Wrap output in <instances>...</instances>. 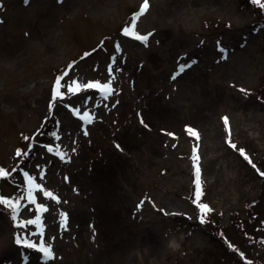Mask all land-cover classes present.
<instances>
[{
	"label": "rangeland",
	"instance_id": "374dc122",
	"mask_svg": "<svg viewBox=\"0 0 264 264\" xmlns=\"http://www.w3.org/2000/svg\"><path fill=\"white\" fill-rule=\"evenodd\" d=\"M143 2L0 0V196L26 197L32 177L48 208L40 235L18 226L37 214L27 197L17 221L0 206V264H206L210 229L244 260L235 264H264V8L148 0L135 21L137 33H151L144 44L123 32ZM194 155L212 211L189 231L173 214L195 219ZM17 236L51 245L55 258Z\"/></svg>",
	"mask_w": 264,
	"mask_h": 264
},
{
	"label": "snow or ice",
	"instance_id": "6c2138e0",
	"mask_svg": "<svg viewBox=\"0 0 264 264\" xmlns=\"http://www.w3.org/2000/svg\"><path fill=\"white\" fill-rule=\"evenodd\" d=\"M25 2H27V0H25ZM252 2L254 4L259 5L261 8H264V2H262V0H252ZM149 8V4H148V0H144L143 4L141 5L139 12H137L134 17H133V22L131 24V30L129 27H125L123 29V32L125 35H133V37L136 40H139L141 42H143L144 44H147L148 41V37L151 35V33H148L147 35H141L139 33H137L135 31L136 28V24L135 21L142 16ZM223 51V49H222ZM186 67H190V65H181L180 66V71L182 72ZM66 75V74H65ZM177 75H179V73H177ZM61 79L62 77H57L55 84L53 86V96L54 98L56 97H60L62 95V93L60 92V88L63 86L61 85ZM173 79H175V77H173ZM70 87V86H69ZM96 87V85L92 84V83H88L84 85V88H93ZM240 91L242 93H246L245 89H240ZM111 93V86L110 83L108 84H104L103 85V95L105 98H107V96ZM82 119H87L88 122H91V116L88 112H84L83 116L81 117ZM224 121V125L227 128L229 125V119L228 117H223L222 118ZM141 123H143V121H141ZM146 126V125H145ZM189 133V135L196 137L197 139L199 138V134L196 130L191 129V128H187L186 129ZM172 135V134H170ZM27 139V137L25 138ZM231 144V141H228ZM231 146L233 148H236L235 144H231ZM241 155L244 156V158L246 160L249 161V163H252V161L250 160V158L246 155V153H244V150L240 149ZM18 156L20 155V151L17 150L16 153ZM63 159V156L61 157ZM198 156L194 155L193 160H194V167H195V174H196V178H195V186H196V198L193 200V203L197 206V208L199 209L200 215H199V219L200 222L203 223L204 222V216L206 213L211 212L212 209L207 205V204H203L200 203L199 197L202 194L201 193V180H200V168L198 165ZM253 167H255V165H253ZM8 173L4 170V169H0V177H4L7 176ZM261 176H264V172L260 173ZM25 176L28 177V174L25 173ZM27 185L28 187L26 188V197L29 201V204H35L37 207V214L34 216V218L32 219H28L27 221H20L18 226L20 227H24L27 225H37L38 227V231L40 232V235H43L42 232V227H43V222H42V213L47 212L48 208L46 205L44 204H37L35 196H34V192H39L42 190V186L39 183H36L34 178L32 177H28L27 179ZM43 196L46 198H49L53 201H55L56 203H59V197L55 196L51 191H43ZM25 196H20L18 198H16L15 200H12L10 198H5L3 196H0V206L5 207L6 209H9L11 211V217L13 219V221H17L18 217L20 215V208L23 206L21 204V201L24 200L26 198ZM139 207V206H138ZM67 213H60V226L61 227H67ZM17 244H23L26 247H30V248H37L38 251H40L41 253H43V258L45 261H51L55 258V253L54 250L52 248L51 245H46L45 243H40L39 245L33 244L31 243L28 239L26 238H21L20 236H17L16 241ZM27 259V258H25Z\"/></svg>",
	"mask_w": 264,
	"mask_h": 264
},
{
	"label": "trees",
	"instance_id": "16d2710c",
	"mask_svg": "<svg viewBox=\"0 0 264 264\" xmlns=\"http://www.w3.org/2000/svg\"><path fill=\"white\" fill-rule=\"evenodd\" d=\"M239 1H240V4H241V7H244V8H249L252 5H254V3L252 2V0H239ZM56 122H57L56 121V117L54 115H52V116H49V119H47L46 125H44V130L43 131H44V133L46 134V136L49 139L53 136V131H54V127L56 125ZM242 150H244V153L246 152V149L245 148H243ZM238 154L243 159H245L244 156L241 155L240 148L238 149ZM28 158L31 159V157H28ZM245 161L250 166H253L254 165L253 163H249V161L246 160V159H245ZM262 177H264V176H262ZM194 181L192 182V194H191L192 201L196 198V195H195L196 194V186H195ZM201 193L202 194L199 197L200 203L207 204L205 202V197H204V193H203V190H202V186H201ZM193 205H194V208L196 209L195 219L194 218H189L190 216L188 214H185V213H180V214L174 213L173 214V218L176 219V222L179 223V226L176 229H180L181 227H185V228L187 227V229L189 231H192L197 226L204 225V223H207V221H204L203 223L200 222V219H199V215H200L199 209L197 208V206L194 203H193ZM2 211L3 210H0V213ZM206 215H208V213L205 214L204 218L206 217ZM236 222H238L236 225H238L241 228V226L244 223V220L243 221L242 220H240V221L238 220ZM209 240H210V243L212 244V246L209 247V248H207V250H205L204 252H205V255H210L213 258L211 260H209V259H207L205 257L204 258V262L206 264H210L211 261L213 259H215L214 258V255H218L220 253L223 256V258H225V260H228L231 263H234L235 264V263H241V262L244 261L239 254H236V252H235L236 249L234 247H232V245L230 243L228 244L226 242V239L224 238V236H221V235L215 233L212 229H210Z\"/></svg>",
	"mask_w": 264,
	"mask_h": 264
},
{
	"label": "clouds",
	"instance_id": "9594fccd",
	"mask_svg": "<svg viewBox=\"0 0 264 264\" xmlns=\"http://www.w3.org/2000/svg\"><path fill=\"white\" fill-rule=\"evenodd\" d=\"M170 248H173V249H175V248H178L179 247V244L177 243V241L175 240V239H173V240H170L169 241V245H168Z\"/></svg>",
	"mask_w": 264,
	"mask_h": 264
}]
</instances>
